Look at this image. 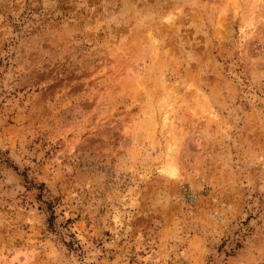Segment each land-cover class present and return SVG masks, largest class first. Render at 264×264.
Masks as SVG:
<instances>
[{"label":"rangeland","instance_id":"rangeland-1","mask_svg":"<svg viewBox=\"0 0 264 264\" xmlns=\"http://www.w3.org/2000/svg\"><path fill=\"white\" fill-rule=\"evenodd\" d=\"M0 264H264V0H0Z\"/></svg>","mask_w":264,"mask_h":264},{"label":"trees","instance_id":"trees-1","mask_svg":"<svg viewBox=\"0 0 264 264\" xmlns=\"http://www.w3.org/2000/svg\"><path fill=\"white\" fill-rule=\"evenodd\" d=\"M0 159H1V157H0Z\"/></svg>","mask_w":264,"mask_h":264}]
</instances>
